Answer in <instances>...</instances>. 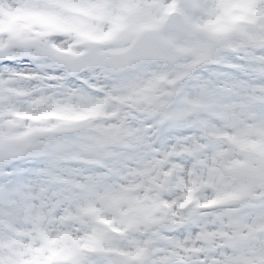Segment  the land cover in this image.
I'll return each instance as SVG.
<instances>
[{"label": "snow or ice", "instance_id": "snow-or-ice-1", "mask_svg": "<svg viewBox=\"0 0 264 264\" xmlns=\"http://www.w3.org/2000/svg\"><path fill=\"white\" fill-rule=\"evenodd\" d=\"M0 264H264V0H0Z\"/></svg>", "mask_w": 264, "mask_h": 264}, {"label": "clouds", "instance_id": "clouds-1", "mask_svg": "<svg viewBox=\"0 0 264 264\" xmlns=\"http://www.w3.org/2000/svg\"><path fill=\"white\" fill-rule=\"evenodd\" d=\"M164 194H165V193H164V192H162L160 195H161V196H163Z\"/></svg>", "mask_w": 264, "mask_h": 264}]
</instances>
